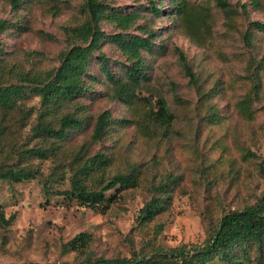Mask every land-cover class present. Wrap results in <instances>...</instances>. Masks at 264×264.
Segmentation results:
<instances>
[{
  "label": "rangeland",
  "instance_id": "374dc122",
  "mask_svg": "<svg viewBox=\"0 0 264 264\" xmlns=\"http://www.w3.org/2000/svg\"><path fill=\"white\" fill-rule=\"evenodd\" d=\"M83 1L0 0V19L7 21L0 26V80L23 83L27 94L19 98L22 109L39 104L35 82L22 81V72H44L58 65L70 43L63 26L84 19ZM105 1L126 12L139 11L127 32L146 36L153 31L151 47L140 51L146 78L131 103L113 98L96 55L105 53L117 75L123 74L128 60L111 42L101 40L93 50L85 76L90 90L76 98L84 106V124L62 143L57 157L22 162L39 169L36 177L0 179V208L8 221L0 222V264L73 261L80 254L62 253L61 244L80 231L91 236L87 251L106 257L147 251L152 244L201 241L224 212L264 193V175L252 154L264 157V30L251 25L253 20L264 22V0H226L227 13L214 0H185L184 12L174 0ZM185 12L206 16L208 26L198 30L197 38L186 30ZM99 24L104 32L118 29L105 18ZM157 93L174 113L169 125L146 118ZM103 110L110 113L109 127L92 141L95 118ZM34 115L23 117L16 109L5 116L0 163L7 151L17 154L15 150L37 142L29 133ZM81 144L83 158L96 152L107 156L104 177L137 174L136 184L122 190L105 210L44 191L45 178L53 189L69 186L68 176L82 162H76L75 154ZM159 195L164 203L160 212L141 221L140 209Z\"/></svg>",
  "mask_w": 264,
  "mask_h": 264
},
{
  "label": "trees",
  "instance_id": "16d2710c",
  "mask_svg": "<svg viewBox=\"0 0 264 264\" xmlns=\"http://www.w3.org/2000/svg\"><path fill=\"white\" fill-rule=\"evenodd\" d=\"M20 1L22 0H12L14 4ZM174 1L177 10L184 12L185 0ZM214 2L225 13L230 10L226 0ZM150 6L155 12H159L154 4ZM80 10L84 15L80 23L63 26L70 43L61 51L58 65L44 72H22L20 76L22 81L35 82L33 93L39 96V104L36 107L22 109L19 98L27 94L23 83L3 84L4 82L0 80V126L5 116L16 109H21L23 117L35 113L34 122L29 125V133L35 139L38 138L33 145L23 147L20 151L15 150L18 155L7 151L4 161L0 163V179L21 181L36 177L39 169L29 163L24 165L22 162L32 157L41 159L57 157L62 150V143L84 124L86 120L84 106L76 98L90 90L85 80L88 74L87 66L93 56V50L99 48L101 40L118 46L128 60L124 65L123 74L117 75L110 70L109 59L105 53L99 51L96 55L99 67L110 83V94L113 98L123 103H131L136 98V88L146 78L145 64L140 51L142 48L151 47L150 37L153 31L150 30L146 36L127 32L139 11L126 12L110 6L105 0H84L80 4ZM183 17L186 30L193 38H197L200 28L208 26L203 13L185 12ZM104 18L114 23L118 29L104 32L99 24ZM6 23V20L0 19L1 27L6 26ZM251 25L264 30L262 21L253 20ZM1 51L0 49V53ZM178 51L185 71L194 82L193 71L181 51ZM2 69L0 64V75L3 73ZM66 107L69 109H65ZM145 115L147 120L164 126L169 125L174 119V113L161 93L156 94L154 104L146 110ZM110 118L107 110L97 114L90 134L92 141L104 136ZM122 121L129 122L128 119ZM2 131L0 127V137L3 135ZM84 151V144H81L75 154L76 162H82L76 165L68 176L69 186L53 189L49 179L45 178L44 191L47 194H61L70 200L75 199L79 204L92 209L105 210L120 196L122 190L136 184L137 174L134 171H127L104 177L103 170L108 164L107 156L102 152H96L83 158ZM252 154L258 159L259 170L264 175V157ZM16 156L18 158H15ZM96 171L99 175L92 176ZM166 191L167 189L163 190ZM162 203L161 195L152 197L151 201L140 209V220L153 218L160 212ZM1 221L8 222L0 208ZM90 241V234L80 231L62 242V253L75 251L80 254V257L73 261H25L23 264H264V193L252 202L224 212L201 241L179 242L167 247L152 244L147 251H134L130 255L111 257L88 252Z\"/></svg>",
  "mask_w": 264,
  "mask_h": 264
}]
</instances>
